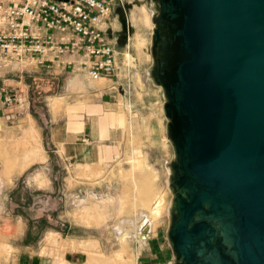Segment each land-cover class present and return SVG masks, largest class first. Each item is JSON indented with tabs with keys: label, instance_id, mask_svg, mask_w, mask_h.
Segmentation results:
<instances>
[{
	"label": "rangeland",
	"instance_id": "obj_1",
	"mask_svg": "<svg viewBox=\"0 0 264 264\" xmlns=\"http://www.w3.org/2000/svg\"><path fill=\"white\" fill-rule=\"evenodd\" d=\"M149 3L113 1L107 37L118 52L117 69L97 86L90 87L91 80L81 71L41 69L6 76L3 94L11 101L6 105L0 98V264H98L87 262L88 254L108 264H174L166 240L171 198L167 164L172 152L165 138L161 91L147 76L151 34L138 28L142 38L136 46L137 29L128 23L134 5ZM119 17L126 20L124 34ZM126 53L133 58V68L124 63ZM76 76L85 85L70 89L67 83ZM55 97L58 103L51 106ZM29 127L36 132V155L42 159L35 155L18 172L23 154L11 147L26 141ZM134 163L158 173L153 191H160L166 211L151 231L159 240L156 259L148 257L147 245L135 255L136 245H121L115 235V222L137 209ZM88 193L98 199L123 195L125 210L115 211L106 221L98 212L89 214L76 205Z\"/></svg>",
	"mask_w": 264,
	"mask_h": 264
},
{
	"label": "water",
	"instance_id": "obj_2",
	"mask_svg": "<svg viewBox=\"0 0 264 264\" xmlns=\"http://www.w3.org/2000/svg\"><path fill=\"white\" fill-rule=\"evenodd\" d=\"M152 2L174 264H264V0Z\"/></svg>",
	"mask_w": 264,
	"mask_h": 264
},
{
	"label": "built area",
	"instance_id": "obj_3",
	"mask_svg": "<svg viewBox=\"0 0 264 264\" xmlns=\"http://www.w3.org/2000/svg\"><path fill=\"white\" fill-rule=\"evenodd\" d=\"M113 1L0 0V71L59 69L81 71L91 81L111 78L117 69L107 37Z\"/></svg>",
	"mask_w": 264,
	"mask_h": 264
},
{
	"label": "bare ground",
	"instance_id": "obj_4",
	"mask_svg": "<svg viewBox=\"0 0 264 264\" xmlns=\"http://www.w3.org/2000/svg\"><path fill=\"white\" fill-rule=\"evenodd\" d=\"M154 4L149 3L147 7L144 5L135 6L129 13L128 23L129 26L133 29H137V34L134 37V44L139 46L141 44V38L138 32V28L145 27L149 30L151 34V30L153 25L151 24V17L153 15ZM140 30V29H139ZM118 52H116L117 58ZM124 63L127 65L134 67L133 58L129 54L124 55ZM101 81H90L88 84L90 87L97 86V83ZM85 81L80 79L79 77H74L73 79L68 81V87L70 89L83 88ZM101 83V82H100ZM101 85V84H99ZM85 89V88H84ZM58 98H53L51 100V106H55L58 103ZM25 142L19 143L18 141L13 142L11 150L12 152H17L18 150L23 154L20 158L19 163H17V171H22L30 162L37 156V136L36 132L33 128L29 127L24 131ZM39 147V146H38ZM39 147V151H40ZM18 151V152H19ZM17 152V153H18ZM21 153L19 155H21ZM36 155V156H35ZM38 157V156H37ZM39 158V157H38ZM36 159V158H35ZM42 159V158H39ZM143 165V163H142ZM140 163H134L132 166V178L134 181V186L136 187V197L138 201V205L136 204L134 209L135 212H126L127 216H123L122 220H117L115 222L117 224L115 227V235L118 237V243L121 245L127 243H134L136 245L137 252L135 255L139 254L140 250H144L146 248V236L147 233L153 232L155 228L156 222L160 220L159 217L161 214L166 211L163 208V196L159 192L153 191V184L158 181V173L157 170H151L147 167L144 168ZM169 172V171H168ZM169 176V173H168ZM168 176H167V187H168ZM3 186V182L0 180V188ZM133 186V187H134ZM133 193V192H132ZM126 201L124 200L123 195L119 194H106L101 195L98 199L95 195L88 193L84 199L78 200L77 204L78 208L81 210L87 211L89 214L99 213L100 217L105 219H111L112 213L117 210L124 211ZM150 203V204H149ZM147 204H149L147 206ZM125 206V207H123ZM139 208V209H138ZM124 209V210H123ZM122 216V215H121ZM104 222V221H103ZM158 223V222H157ZM103 227L107 226L106 223H103ZM157 226V225H156ZM114 228V227H113ZM145 228L148 232L146 234H141V230ZM140 238V240H139ZM65 243V242H64ZM119 244V246H120ZM86 251H89V248H86ZM118 256V255H117ZM87 262H95L98 264H108L107 261L99 260V258H95L92 255H87ZM135 258V257H134ZM117 259V258H116ZM121 260V259H120ZM112 261V260H111ZM134 263V262H133Z\"/></svg>",
	"mask_w": 264,
	"mask_h": 264
},
{
	"label": "crops",
	"instance_id": "obj_5",
	"mask_svg": "<svg viewBox=\"0 0 264 264\" xmlns=\"http://www.w3.org/2000/svg\"><path fill=\"white\" fill-rule=\"evenodd\" d=\"M8 74L9 73H7L4 70L0 71V85H1V87H0V98L3 99L2 103H4V104H6V99H7V98H5V95L3 94V92H4V83L9 80V79L6 78V76ZM10 101L11 100H9V104H10ZM81 151L83 152V149ZM149 232L147 233V236H146V241H147L146 245H147V251H148L147 255H148V257H152V258L156 259L155 254L158 251V241L159 240H158L157 236L155 237V235H153L152 233H149ZM155 232H156V230H154V233ZM170 260L172 261V257L170 258Z\"/></svg>",
	"mask_w": 264,
	"mask_h": 264
},
{
	"label": "flooded vegetation",
	"instance_id": "obj_6",
	"mask_svg": "<svg viewBox=\"0 0 264 264\" xmlns=\"http://www.w3.org/2000/svg\"><path fill=\"white\" fill-rule=\"evenodd\" d=\"M147 1L149 2V1H152V0H147ZM120 18L123 19L122 17H119L118 18L119 19V22H120ZM120 25H121V23H120ZM121 29H122V26H121ZM125 30H126L125 28H124V30H121V33L124 34L125 33Z\"/></svg>",
	"mask_w": 264,
	"mask_h": 264
}]
</instances>
